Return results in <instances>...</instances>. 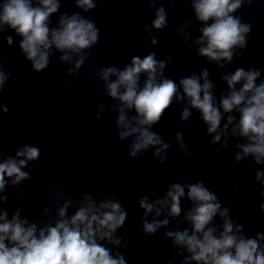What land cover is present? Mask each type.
<instances>
[{
	"label": "clouds",
	"instance_id": "9594fccd",
	"mask_svg": "<svg viewBox=\"0 0 264 264\" xmlns=\"http://www.w3.org/2000/svg\"><path fill=\"white\" fill-rule=\"evenodd\" d=\"M158 0H148L150 8ZM253 0H190L195 20L201 25V33L195 38L196 55L215 62L224 68L239 59L247 49V36L251 24L242 20L236 13ZM74 6L81 11L58 16L55 27L51 17L61 8V0H0V34L9 30L19 40V50L31 70L40 73L48 68L51 58L58 53V60L72 64L66 70V76H78L81 68L89 60V51L100 41V29L96 22L81 13H88L98 6V0H74ZM185 22L178 34L184 35L186 43L191 33L185 32L190 26ZM168 26V12L163 6L156 9L151 26L145 25L151 44L158 42V36L152 29L160 30ZM8 46L13 44V36L4 37ZM2 46V45H0ZM237 49L241 51L237 53ZM140 51L139 48L136 49ZM223 61L224 63H221ZM171 57L157 60L154 52L143 58L136 55L122 68L116 65L101 66L94 75L103 83L97 96H106L114 103L98 105L96 119L107 109L115 113L117 139H130L128 155L136 158L149 149H154L152 159L164 164L168 160L171 142H165L160 134L153 131L155 125L163 119L166 111L174 102L184 104L180 112L181 123L187 122L193 110L206 126V132L212 138L210 144L221 143L227 152L228 137L237 140L233 145L237 151L236 163H242L251 157L256 165H264V80L261 71L251 68L245 71L238 67L232 73H224L220 79L227 84V93L219 98L214 94L215 85L209 79L210 71L203 68L199 74L192 72L179 79V83L164 75V68L171 64ZM12 76L6 63L0 57V95ZM41 80L36 77L37 83ZM71 86L70 82H66ZM4 116L9 113L7 106L0 105ZM227 114V115H226ZM222 121L224 123L222 124ZM179 149L191 156L185 144L184 136L177 131L174 134ZM40 146L23 144L15 155H0V204L8 201L6 188L11 184L20 188L24 181L33 179L30 168L40 160ZM28 168L29 171L24 169ZM264 171L257 170L255 180L264 183ZM158 185L153 187L155 190ZM238 189V185L234 186ZM94 191H99L94 189ZM68 189L53 188L47 199H55L60 206L54 219L41 221V225L22 218L20 208L9 218L6 209H0V264H126L124 255H115L108 245L120 246L122 241L116 237L128 218V211L115 195L102 199L85 191L81 199L66 198ZM259 196L264 198V190ZM186 199L191 207L184 212V220L190 228L167 230L164 235L172 240V248H182L177 256H183L181 264H264V234L246 237L244 225L230 216V209L222 207L216 193L203 182L171 183L162 198L149 202L147 195L138 200L143 210L142 230L148 236H154L158 229L168 228L172 219L181 216V201ZM62 202V204H61ZM69 208L74 211L70 214ZM52 205L44 209L51 212ZM264 213V202L259 204ZM165 219L149 222L146 217L151 213ZM217 216L222 223L217 226ZM183 221H177V225ZM178 228V226H177ZM169 264L171 262L169 261Z\"/></svg>",
	"mask_w": 264,
	"mask_h": 264
}]
</instances>
